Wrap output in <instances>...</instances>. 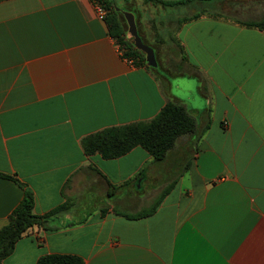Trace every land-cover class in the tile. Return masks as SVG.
<instances>
[{
    "label": "crops",
    "instance_id": "obj_1",
    "mask_svg": "<svg viewBox=\"0 0 264 264\" xmlns=\"http://www.w3.org/2000/svg\"><path fill=\"white\" fill-rule=\"evenodd\" d=\"M263 2L144 1L143 31L176 33L160 74L122 57L92 0L0 1V173L17 180L0 176V229L25 190L36 215L68 204L2 264H264V30L239 23L260 21ZM169 99L197 129L163 161L141 147L86 155L88 135L149 121ZM170 185L153 214L127 217Z\"/></svg>",
    "mask_w": 264,
    "mask_h": 264
},
{
    "label": "trees",
    "instance_id": "obj_2",
    "mask_svg": "<svg viewBox=\"0 0 264 264\" xmlns=\"http://www.w3.org/2000/svg\"><path fill=\"white\" fill-rule=\"evenodd\" d=\"M98 1L107 10L104 20L108 26L110 36L117 41L119 48L123 51V56L132 59L134 65L145 66L150 71H156L155 68L149 67L146 64L145 54L135 48L133 43L128 40L126 36L127 24L123 14L116 10L117 7L119 8L116 0ZM148 1L174 5L189 0L176 2ZM239 23L249 28L264 30V16L257 22L245 21ZM155 55L157 58V52ZM196 129V118L191 115L187 107L176 99H169L153 119L124 126L105 128L84 138L82 146L86 155L98 153L107 160L120 158L131 152L134 148L141 147L153 157L154 161L161 162L174 149L180 137L190 136ZM0 176L16 180V178L9 175L0 173ZM172 188L173 185H170L149 210L127 217L142 218L153 214ZM34 204L33 193L25 190L22 201L10 214L8 224L0 229V264L12 255L17 241L25 232L33 227L46 228L47 223L53 216L66 211L68 208V204H64L47 214L36 215L33 212ZM36 264H84V262L82 258L75 255L51 254L42 256Z\"/></svg>",
    "mask_w": 264,
    "mask_h": 264
},
{
    "label": "rangeland",
    "instance_id": "obj_3",
    "mask_svg": "<svg viewBox=\"0 0 264 264\" xmlns=\"http://www.w3.org/2000/svg\"><path fill=\"white\" fill-rule=\"evenodd\" d=\"M144 1H148V0H138V4L137 6L132 5V0H116L117 5L119 6V8H123L122 10L128 11V12H132L135 15L136 18V22H137V27H138V32L140 34V36L142 35L143 38L145 39L144 42L146 44H148V46H151L154 50H155V46H158V56L156 58L157 63H158V67L155 68L159 71L160 74H162L164 72L163 68H164V64H160L159 61L161 59V57L163 55H169L170 54V49H173L174 47L177 48V40L175 38V32L169 28L168 31H166L163 35L162 38H160L159 36H155L154 32L152 33L151 29L149 30V32L145 33L143 31V28H141L140 26V19L142 20V24L143 27H147L146 24V17H145V13H144V9H145V5H143ZM199 3L201 4H205L208 5L210 3H213L215 0H198ZM261 9H264V2L261 3ZM151 13H154L155 11H150ZM232 17L234 18H254L256 16L253 15H244V16H240V15H232ZM126 22V21H125ZM168 51V52H167ZM156 53V50H155Z\"/></svg>",
    "mask_w": 264,
    "mask_h": 264
},
{
    "label": "water",
    "instance_id": "obj_4",
    "mask_svg": "<svg viewBox=\"0 0 264 264\" xmlns=\"http://www.w3.org/2000/svg\"><path fill=\"white\" fill-rule=\"evenodd\" d=\"M161 1L176 2V1H184V0H161ZM243 1H247V0H243ZM116 10L120 11L124 16V19H125L126 24H127L126 36H127L128 40L133 43L135 48H137L139 51H141L145 54L146 64L149 67L157 68L158 63L156 60L155 50L151 46H148L143 42L142 37L140 36V34L138 32V27H137L135 15L132 12L122 10L118 7L116 8Z\"/></svg>",
    "mask_w": 264,
    "mask_h": 264
},
{
    "label": "built area",
    "instance_id": "obj_5",
    "mask_svg": "<svg viewBox=\"0 0 264 264\" xmlns=\"http://www.w3.org/2000/svg\"><path fill=\"white\" fill-rule=\"evenodd\" d=\"M96 13L97 15L101 18V19H105L106 15H107V10L104 8V5L102 3H100L98 0H92ZM120 54L122 55V57L130 64H133V60L129 59V58H125L123 56V51L119 48Z\"/></svg>",
    "mask_w": 264,
    "mask_h": 264
},
{
    "label": "flooded vegetation",
    "instance_id": "obj_6",
    "mask_svg": "<svg viewBox=\"0 0 264 264\" xmlns=\"http://www.w3.org/2000/svg\"><path fill=\"white\" fill-rule=\"evenodd\" d=\"M141 37H142V40H145L144 38H143V36L141 35ZM144 42V41H143Z\"/></svg>",
    "mask_w": 264,
    "mask_h": 264
}]
</instances>
